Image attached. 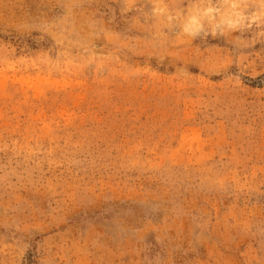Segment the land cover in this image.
I'll use <instances>...</instances> for the list:
<instances>
[{"label": "rangeland", "instance_id": "374dc122", "mask_svg": "<svg viewBox=\"0 0 264 264\" xmlns=\"http://www.w3.org/2000/svg\"><path fill=\"white\" fill-rule=\"evenodd\" d=\"M261 11L0 0V264H264Z\"/></svg>", "mask_w": 264, "mask_h": 264}, {"label": "clouds", "instance_id": "9594fccd", "mask_svg": "<svg viewBox=\"0 0 264 264\" xmlns=\"http://www.w3.org/2000/svg\"><path fill=\"white\" fill-rule=\"evenodd\" d=\"M257 2L261 5V9H262L260 15H264V0H257ZM246 6H247V5H246ZM259 19H260V16L257 15L256 12L252 13V14L248 17V20L250 21L249 26H251V23H254V22H256V21L259 20Z\"/></svg>", "mask_w": 264, "mask_h": 264}]
</instances>
